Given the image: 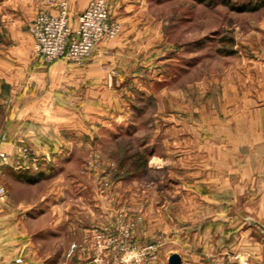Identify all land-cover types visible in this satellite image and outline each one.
<instances>
[{"label": "crops", "instance_id": "crops-1", "mask_svg": "<svg viewBox=\"0 0 264 264\" xmlns=\"http://www.w3.org/2000/svg\"><path fill=\"white\" fill-rule=\"evenodd\" d=\"M59 1H35L28 7L27 0H0V106L5 109L1 111L0 131L8 134L1 145V151L8 155L2 171L21 185H32L53 173L60 166L61 156L68 158L73 152L76 141L88 147L90 130L77 123L97 119L106 126V92L117 93L129 78L137 80L140 72L131 66L145 63L143 59L153 47L148 45L154 44L149 29L136 31L142 21L134 19L125 24L118 37L101 42L86 63L57 60L42 65L36 60L28 26L40 10L58 12ZM66 1L76 26L90 0ZM120 3L112 2L114 12ZM143 23L151 27L150 22ZM114 69L117 74H112ZM141 82L135 83L137 87ZM81 86L84 100L78 104L75 92ZM92 92L95 97H91ZM125 106L111 110L115 134L130 124ZM163 107H169L161 117L164 164L176 175L178 188V211L172 210L171 202H164L169 205L166 217L173 222L166 224L168 238L172 233L178 236L172 250L183 252V264H228L229 256L235 254L246 264H264V82L245 85L241 94L226 84L218 99L169 100ZM24 146L39 157L40 168L22 165ZM43 156L50 157L47 164ZM171 157L177 163L172 165ZM54 199L59 196L51 195V202ZM21 202L20 198V205L14 207L7 199L0 209V264H44L46 259L37 254L38 244L31 241L32 228L22 223L42 206L33 211ZM54 211L49 230L40 228L34 234H59L64 224L67 232L72 231V213ZM206 219L216 227L211 235L202 230ZM101 222L98 216L89 222L93 225L82 228L89 250L98 254L111 250L96 238L103 228ZM183 224L194 228L184 239L178 235ZM115 229L122 231V226ZM21 235L29 236L20 243ZM168 242L171 246V240ZM27 247L35 255L28 254ZM19 250L22 252L17 253ZM18 257L21 261L16 260Z\"/></svg>", "mask_w": 264, "mask_h": 264}, {"label": "rangeland", "instance_id": "rangeland-1", "mask_svg": "<svg viewBox=\"0 0 264 264\" xmlns=\"http://www.w3.org/2000/svg\"><path fill=\"white\" fill-rule=\"evenodd\" d=\"M35 1L53 2L27 0L28 7H32ZM107 1L111 18L121 24L116 37L123 32L125 24L134 19L142 21L136 31L149 29L153 35L154 44L148 45L153 47L148 50L147 59H143L146 62L131 66L139 70V78H129L126 86L117 93L106 92L104 102L108 104L109 113L105 116H108L109 122L105 123L106 126L97 119H92L90 123H77V126L90 130L92 137L88 147L78 145L81 142L76 141L68 158L61 156L58 160L60 166L41 181L21 185L3 174V162H0V178L6 190L5 195L0 196V209L5 207L7 199L12 206H19L20 198L21 206L29 210L42 206L35 211V216L29 215L22 223L28 229L32 228L31 241L38 244L37 254L46 259L44 264L93 263L92 259L98 253L89 250L85 241L88 237L82 228L93 225L89 222L98 216L102 229L121 225L122 233L128 231L126 235L133 236L139 247L160 242L156 264H167L169 253L183 254L181 250H172L178 236L172 233L169 239L166 225L173 222L166 217L169 205L167 207L164 202H171L172 210L177 212L178 188L175 185L177 177L164 164L162 153L161 117L169 109H164L163 102L218 99L226 84L241 94L245 85L264 82V0H121V7L115 12L112 10L114 0ZM64 2L68 8L67 1ZM143 22H150L151 27H146ZM36 60L42 65H49L66 59L47 61L36 54ZM112 72L117 74L115 69ZM138 80L142 81L140 88L135 84ZM81 89L82 86L75 92L78 104L84 100L80 97ZM91 97H95L93 92ZM122 104L124 110L130 113V124L124 130L116 126L120 130L115 134L111 128L116 124L110 121L115 117L111 114L113 106L123 107ZM2 110L5 109L0 106V112ZM2 116L1 112L0 118ZM27 150L30 151L26 146L22 149V165L40 168L39 157L31 152L23 158ZM135 150L145 152L148 159L146 168L138 174H134L128 166H119L124 154ZM42 159L45 164L50 161L48 156ZM170 159L172 165L177 163L175 158ZM54 194L59 199H54L53 203L51 195ZM54 210L72 213V231L67 232L64 224L59 234H34L40 228L49 230L56 215ZM28 236L21 235L19 242ZM168 240H171V246ZM74 245L76 248L70 253ZM27 249L28 254L35 255L29 247ZM114 253L116 251L112 249L100 252L101 263L98 264H132L131 260L136 255ZM74 255L79 257V262H75ZM16 260L21 261V257Z\"/></svg>", "mask_w": 264, "mask_h": 264}, {"label": "built area", "instance_id": "built-area-1", "mask_svg": "<svg viewBox=\"0 0 264 264\" xmlns=\"http://www.w3.org/2000/svg\"><path fill=\"white\" fill-rule=\"evenodd\" d=\"M121 30V24L110 16L107 0H90L87 7L79 14L76 27L73 26L66 2H61L58 12L40 11L29 25L33 36L36 54L47 60L66 59L75 63H83L90 58L95 48L105 41L115 38ZM8 140L6 133H0V162H6L8 155L1 151V145ZM27 150L23 158L27 157ZM6 193L0 178V196ZM128 232V231H127ZM127 232L111 228L99 229L96 238L99 243L118 253H133L132 264H156L159 260L160 242L139 247L133 236ZM126 237V239H124ZM76 248L72 246L70 253ZM83 249H86L85 247ZM100 254H96L92 262L83 264H98ZM102 258V257H101ZM123 256L120 257V261ZM237 258V261L235 260ZM237 254L229 256L228 264H246L239 261ZM141 261V263L139 262ZM109 264L108 262H103ZM131 263V262H130ZM129 264V262L127 263Z\"/></svg>", "mask_w": 264, "mask_h": 264}, {"label": "trees", "instance_id": "trees-1", "mask_svg": "<svg viewBox=\"0 0 264 264\" xmlns=\"http://www.w3.org/2000/svg\"><path fill=\"white\" fill-rule=\"evenodd\" d=\"M124 155H125L124 158L121 159L119 162L120 167L128 166V169H130L134 174H138L139 172H142L146 168L148 159H147V155L145 152H141L140 150H135L134 152H131V153L127 152ZM30 180H34V179H30ZM211 225H212V222L210 219H206L202 222V230L205 231L207 235H211L214 232H216V227L214 228V226H211ZM185 227L187 228V230L186 232H183V228ZM192 230H194V228L192 229V226L190 224H183L181 226V229L178 235L182 239H184L186 238L188 233H190V231ZM75 256L76 255H74V259H75V262L77 263L79 262V257L78 256L75 257Z\"/></svg>", "mask_w": 264, "mask_h": 264}, {"label": "water", "instance_id": "water-1", "mask_svg": "<svg viewBox=\"0 0 264 264\" xmlns=\"http://www.w3.org/2000/svg\"><path fill=\"white\" fill-rule=\"evenodd\" d=\"M261 231L264 233V224L261 225ZM169 264H183L182 255L179 252H172L168 257Z\"/></svg>", "mask_w": 264, "mask_h": 264}]
</instances>
